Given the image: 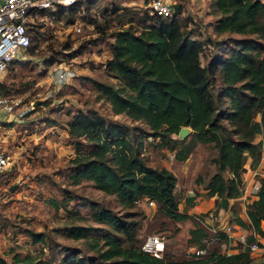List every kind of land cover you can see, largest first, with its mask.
Returning <instances> with one entry per match:
<instances>
[{
	"label": "trees",
	"instance_id": "16d2710c",
	"mask_svg": "<svg viewBox=\"0 0 264 264\" xmlns=\"http://www.w3.org/2000/svg\"><path fill=\"white\" fill-rule=\"evenodd\" d=\"M77 1L58 6L73 9L78 7ZM208 5L215 16L209 23L214 36L240 34L219 45L212 54V41H203L192 29L183 28L180 3L173 2L170 15L149 13L147 8L128 12V7L114 3L104 7L106 13L124 20L110 35L109 56L104 62L106 71L117 82L89 79L98 94L110 102L113 112L141 119L150 129L148 134L158 138L176 160L187 158L198 143H211L215 154L210 163L215 168L208 176H197L196 181H204L209 194L226 199L239 193L247 154L252 166L261 158L264 1L208 0ZM100 14L105 18L103 12ZM204 54L209 55L203 62ZM3 88L0 82V93H5ZM222 97L227 99L224 106L219 102ZM181 125H189L191 130L178 138ZM66 130L76 153L67 172L69 182L89 179L95 187L114 194L124 207H134L136 202L152 206L148 200H153L156 214L173 220L187 216L178 208L177 176L167 167L147 161L140 143L133 142L127 124L94 109H79L66 121ZM258 132L263 138L255 141ZM47 200L55 208L66 209L68 215L70 200L77 205L71 212L89 210L92 219L101 225L69 223L63 230L72 239L88 241L94 251L82 253L58 244L53 248L47 234L30 230L34 242L48 244L53 252L43 250L32 255L11 251L10 257L0 255V264H264V254L253 262L246 246L232 253L208 246L204 254L193 251L182 258L172 253L156 256L139 243L138 211L118 212L66 190L59 199ZM246 212L249 227L264 235V175L259 177L257 197L247 203ZM252 239L250 234L247 240Z\"/></svg>",
	"mask_w": 264,
	"mask_h": 264
},
{
	"label": "rangeland",
	"instance_id": "374dc122",
	"mask_svg": "<svg viewBox=\"0 0 264 264\" xmlns=\"http://www.w3.org/2000/svg\"><path fill=\"white\" fill-rule=\"evenodd\" d=\"M77 2L78 7L73 9L56 6L40 11L32 23L29 47L22 51L20 58H13L0 74L3 91L16 102L12 115L6 120L0 119V149L10 158L9 165L0 173V255L10 257L11 251L32 255L43 250L45 253L53 252L48 244L34 242L29 235L30 230L47 234L53 248L56 244L69 245L82 253H92L94 248L88 241L70 238L63 227L69 223L101 224L92 219L87 208L71 212L77 206L73 205L74 200L69 202L70 215L66 209L55 208L47 200L49 197L59 199L66 190L78 197L108 205L118 212L138 211L139 243L148 234L160 232L169 241L165 243L163 254L186 257L193 252L187 235L175 238L179 226L176 223L169 225L167 217L155 213V207L146 202H136L131 208L124 207L114 194L95 187L89 179H82L77 184L69 182L67 172L76 153L70 143L66 121L79 109H94L107 118L127 124L133 142L140 143L148 159L156 161L160 156L177 173L180 172L178 161L168 156L169 150L163 149L158 138L148 134L147 124L124 112H113L110 102L98 94L89 79L117 82V78L106 71L104 62L109 56L110 35L124 20L106 13L104 7L114 3L120 8L128 7V12H141L145 8L149 13L155 12L149 11L146 0ZM175 2L181 4L179 18L183 28L192 29L203 41L215 44L209 48V53H216L219 45L231 42V37L240 36L237 33L214 36L210 32L209 23L215 16L208 0ZM102 12L105 18L100 16ZM216 41L222 42L216 44ZM205 54L203 62L209 55ZM54 67L67 69L72 74L60 80ZM217 89L215 84L214 90ZM226 101L223 97L219 99L223 106ZM214 154L211 143L196 144L189 154L192 168L195 167L187 176H180L177 197H180L183 187L196 183L197 176L209 175L211 170L207 167ZM200 159L204 160L202 168L199 164L197 166ZM11 185H14L12 189ZM215 245L211 242V248ZM178 246H183V249L172 251Z\"/></svg>",
	"mask_w": 264,
	"mask_h": 264
},
{
	"label": "crops",
	"instance_id": "0c3cea01",
	"mask_svg": "<svg viewBox=\"0 0 264 264\" xmlns=\"http://www.w3.org/2000/svg\"><path fill=\"white\" fill-rule=\"evenodd\" d=\"M261 138H263L261 132L256 133L254 136L255 141H258ZM145 156L148 157V154L145 153ZM189 157L190 155L184 160L175 159L178 161L177 165H179L180 168V172L178 173L168 164V162L160 158V156H158L156 161H153L151 158H147V161L152 165L165 166L175 173L177 176L175 189L176 195L180 176L182 174L187 176L188 172H191V169L195 167L192 168V159ZM251 160V156L247 154L244 162V170L242 172L244 194L242 193L241 186L238 190L239 193L236 196L226 198L224 204H222L221 198H218L216 194H209L207 192L204 181H196L193 185L185 186V188L183 187L180 190V197L176 196L178 200V208L181 212H185L187 216L178 220H173L167 217L169 225L176 223L179 226V229L174 236L175 238L185 236L186 234L189 239L190 248L194 249L201 244L204 234L213 237L215 233H218L217 237L211 238L208 246L211 248V242L213 244L216 243L214 248L226 253L236 252L245 247L244 243L239 239L240 234H244L246 239L252 234L254 239H257L260 243H264V235L255 232L249 227V217L246 212L247 203L257 197V191L251 192V190H254L252 186L253 178H259L264 175V139L262 140L260 160L253 166L251 165ZM203 161L204 160L200 159L197 166L199 164V167L201 166L202 168L204 166ZM207 168L212 172L215 167L214 164L209 162V167ZM219 200L221 201L220 205ZM151 207L154 208L155 206L152 205ZM210 209L215 210L218 213L217 219L211 220L205 216V213ZM261 227L264 228V219L261 220ZM155 234L162 236L165 243L169 242L162 233L157 232ZM177 249L181 250L183 249V246H178V248L172 249V251ZM262 254H264L263 249L251 253L253 257L252 260H255V262L258 261L261 259Z\"/></svg>",
	"mask_w": 264,
	"mask_h": 264
},
{
	"label": "built area",
	"instance_id": "2783aa9c",
	"mask_svg": "<svg viewBox=\"0 0 264 264\" xmlns=\"http://www.w3.org/2000/svg\"><path fill=\"white\" fill-rule=\"evenodd\" d=\"M75 1L77 0H0V74L5 71L13 58H20L22 51L29 47L31 43V26L35 18L39 17L40 11L60 4L68 5ZM173 2L174 0H146V6L150 12L170 15ZM54 69L60 80L72 74L69 70L61 67H54ZM15 105L16 102L12 96L0 93V119L6 120L8 116L12 115ZM168 156L173 158L174 153L169 151ZM9 163V155L3 149H0V173L7 168ZM252 186L254 190H251V192H256L259 187L258 177L253 178ZM242 193L244 194L243 186ZM148 203L154 204L153 200H148ZM205 216L214 220L218 218V213L210 209L205 213ZM217 236L218 233H215L213 237ZM213 237L203 236L201 244L195 247L193 251L196 254H204L207 251L208 243ZM239 239L250 253L259 249L264 250V243H260L257 239L248 241L244 234H240ZM141 247L156 256H161L163 255L165 240L159 234H148L143 239Z\"/></svg>",
	"mask_w": 264,
	"mask_h": 264
},
{
	"label": "water",
	"instance_id": "95a60500",
	"mask_svg": "<svg viewBox=\"0 0 264 264\" xmlns=\"http://www.w3.org/2000/svg\"><path fill=\"white\" fill-rule=\"evenodd\" d=\"M191 128L189 125H181L179 130H178V133H177V136L178 138H182L184 136H186L189 132H190ZM14 187V185H11L10 186V189H12ZM222 204L225 203L226 199L225 197H222Z\"/></svg>",
	"mask_w": 264,
	"mask_h": 264
}]
</instances>
